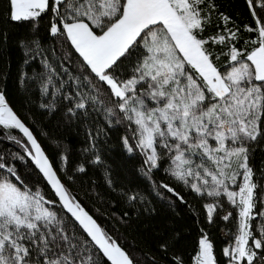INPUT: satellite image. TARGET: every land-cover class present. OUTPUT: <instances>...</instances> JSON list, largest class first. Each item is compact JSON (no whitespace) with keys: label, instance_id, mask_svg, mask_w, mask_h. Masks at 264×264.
<instances>
[{"label":"snow or ice","instance_id":"obj_1","mask_svg":"<svg viewBox=\"0 0 264 264\" xmlns=\"http://www.w3.org/2000/svg\"><path fill=\"white\" fill-rule=\"evenodd\" d=\"M0 136V264H264V0H0Z\"/></svg>","mask_w":264,"mask_h":264},{"label":"trees","instance_id":"obj_2","mask_svg":"<svg viewBox=\"0 0 264 264\" xmlns=\"http://www.w3.org/2000/svg\"><path fill=\"white\" fill-rule=\"evenodd\" d=\"M226 2H231L233 4V7L238 8V9L242 8V6H243V0H226ZM2 140H3V137L0 136V141H2ZM41 142L45 144V147H47L46 142H44L43 140ZM9 144H10V142H9ZM4 146H5L4 143H0V148H2ZM262 160H264V152L257 151L255 154V160L253 161L254 165L256 167H259L261 165ZM189 199H191V198H189ZM89 211H91V209H89ZM100 222L105 223V221H103V220H101ZM121 231L125 232V234L128 235L126 230L121 229ZM214 232H215L217 240L219 241L221 239V233H219L216 230H214ZM129 240H134V236L129 235ZM135 243L139 244L140 243L139 239H135ZM220 247H221V245H220V243H218L217 244V253H219Z\"/></svg>","mask_w":264,"mask_h":264}]
</instances>
